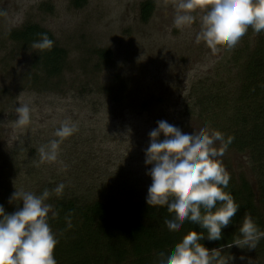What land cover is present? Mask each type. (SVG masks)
Here are the masks:
<instances>
[{"label":"rangeland","instance_id":"1","mask_svg":"<svg viewBox=\"0 0 264 264\" xmlns=\"http://www.w3.org/2000/svg\"><path fill=\"white\" fill-rule=\"evenodd\" d=\"M145 1H0V10L7 12L0 16V178L13 191L40 195L63 183L65 193L74 190L92 199L107 193L125 205L152 183L145 149L158 121L190 134L213 131L199 117L195 94L208 79L231 87L232 57L244 41L253 44L255 34L247 31L233 48L220 45L213 53L204 41L197 42L203 11L195 13L196 23L177 29V0H152L156 7L148 23L141 19ZM28 23L52 32L69 52L64 73L49 83L35 69L36 49L9 38ZM97 50L111 57L104 59ZM21 103L32 108L31 119L17 127L15 109ZM65 121L78 131L60 143L55 161L41 162L39 148L59 139L55 131ZM216 148H223L218 159L229 177L245 175L256 190L248 154L221 141ZM253 252L234 246L229 257Z\"/></svg>","mask_w":264,"mask_h":264},{"label":"trees","instance_id":"2","mask_svg":"<svg viewBox=\"0 0 264 264\" xmlns=\"http://www.w3.org/2000/svg\"><path fill=\"white\" fill-rule=\"evenodd\" d=\"M155 7L152 0L142 3L144 23L149 22ZM248 31L251 36L255 34V39L253 44L244 41L234 53L236 72L231 87L208 79L210 84L201 83L195 94L198 101H193L195 108L201 109L199 117L213 131L223 135L226 148L248 154L256 178L255 190L245 175L230 177L225 191L233 196L240 210L223 229V238L209 241L206 231L190 221L170 231L164 223L166 218H172L167 205L150 207L146 203L149 187L136 191L138 200H130L125 205L118 204L107 193L103 198L92 199L91 195L79 196L74 190L71 194L63 191L60 196L52 193L48 199L52 205L48 222L58 240L57 264H153L159 253L181 242L191 231L204 232L205 239L201 243L207 249H221L223 264H249V261L264 264V239L253 253H246L243 260L229 257L235 246L231 247L232 243L239 238L245 213L264 231V31L257 34L251 27ZM44 33L54 41V47L46 51L36 49L33 62L49 83L64 73L69 59L68 50L58 44L54 34L38 24L28 23L12 30L9 38L23 47H31ZM97 53L104 59L111 57L106 50H97ZM230 138L231 143H228ZM7 184L0 178V205L10 214L22 204L18 205V200L9 203L14 191ZM65 217H70L71 227ZM213 264L220 262L213 261Z\"/></svg>","mask_w":264,"mask_h":264},{"label":"clouds","instance_id":"3","mask_svg":"<svg viewBox=\"0 0 264 264\" xmlns=\"http://www.w3.org/2000/svg\"><path fill=\"white\" fill-rule=\"evenodd\" d=\"M175 8L177 29L196 23L198 16L195 13L198 9L203 11L199 17L197 42L204 41L213 53L220 45L233 48L249 27L257 34L264 31V0H177ZM0 16H7V12L0 10ZM31 47L40 51L51 50L54 41L44 33ZM15 112L17 127L30 123L32 108L29 104H19ZM157 124L158 127L149 132L150 144L145 149V164L152 166L147 173L152 183L146 203L150 207L167 205L172 218H166L164 223L170 231L190 221L206 231L209 241L221 240L223 229L232 223V218L240 210L233 196L225 191L230 177L218 159L224 154L223 148L219 151L216 148L217 141H224L223 135L206 128L185 133L166 120ZM76 131L75 124L65 121L55 131L59 139L39 148L40 161H55L60 143ZM64 188L61 183L51 192L45 189L36 195L18 191L15 187L9 203L18 200L22 207L8 214L0 205V264H57L55 250L58 240L48 222L52 205L45 202L53 192L62 195ZM65 219L71 227L70 217ZM204 239L203 231H191L181 242L159 253L153 264H213V261L223 264L221 249H207L201 243ZM261 239H264V231L249 213H245L239 238L231 247L256 249Z\"/></svg>","mask_w":264,"mask_h":264}]
</instances>
